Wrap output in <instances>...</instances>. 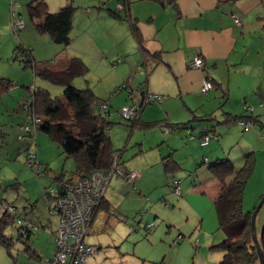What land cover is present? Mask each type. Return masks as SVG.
<instances>
[{
    "label": "crops",
    "instance_id": "obj_1",
    "mask_svg": "<svg viewBox=\"0 0 264 264\" xmlns=\"http://www.w3.org/2000/svg\"><path fill=\"white\" fill-rule=\"evenodd\" d=\"M20 1L29 2L30 0ZM45 1L48 9L51 10L48 0ZM53 1L57 6L64 2L63 0ZM116 2L122 3L123 7L114 8ZM110 3L113 4L112 8L108 7ZM55 5L53 7L56 8ZM19 6L20 3L16 9ZM104 7L105 5H101L102 9L98 13L87 16L84 31L83 29L79 31L83 33H78L82 35V42L80 44L70 42V45L74 46V51L84 58H87L84 52L88 54L92 45L96 48L100 47L97 48V57L101 60H92L89 54L88 56L91 63H97L98 66L107 70V75H103L102 78L113 80L115 87H119L123 82L128 83L129 89L123 87L119 91H116L117 88L114 90V94L107 99V112L104 113L110 117L113 110L111 106L115 105L116 107L126 103L140 105L142 99V93L138 91L140 90L158 94L160 97L138 107L134 128L139 125V129L147 127L162 131L163 124H179V127L166 133L162 131V134L158 135L151 144H146L148 146H145V141L138 143L137 152L151 150L152 159L149 158L143 162L134 160L123 165L125 171H138L139 174L133 179L134 181L128 180L133 181L132 183L127 182V179L123 177L110 179L101 204L93 214L87 235L97 222L108 223L110 227H124L127 230L118 217L124 221L132 218L131 224L135 223L138 226L142 221H147L145 223L153 221L154 224L158 220L162 221L161 224H168L169 227L173 225L180 227L177 223L179 216L183 215L186 221L192 220L194 216L198 218V224L192 222L189 229L195 236L194 252H197L201 259L204 252L209 253L206 246L211 248L223 237L220 235L213 241L215 237L213 232L216 231L217 234L219 229L214 200L221 189V182L213 175L209 165L224 157L221 154L214 156L215 145L210 140L207 145H204L210 147L209 151L202 152L205 154H202L203 156L200 154L196 163L192 160L196 167L205 162L207 165L197 169L190 167L189 176L192 178L188 176L187 180L182 181L176 170L182 168L181 162L188 155L194 159L193 151L188 152L190 148L188 139L183 137L197 140L200 129L204 126L213 128L219 137L221 131L218 130L217 123L227 124L228 127L237 125L242 132H247L250 129L243 131L236 120L246 119L249 116L255 120L254 127H257L259 134L264 129L262 113L255 112V105H258V108L264 105V0H108L107 9L119 16L112 15ZM88 13L90 12L87 11ZM234 13L240 17V24L233 21ZM16 14L20 16L19 12ZM22 21L21 30H25V34L21 41L32 38V56L34 57L36 47L38 48L37 43L43 33L35 27L31 29L25 25L24 20ZM32 30L37 35H34ZM195 55L202 57L204 61L202 69L188 66L187 62ZM94 59H96L95 56ZM84 63L90 68L88 61ZM89 71L95 72V68ZM204 76L208 77L214 86L202 93L200 85ZM215 85L226 99L228 91L233 87V97L238 104H242V108L240 107L239 111H237L238 108L236 111L225 109V102L222 103L220 100L215 102L213 108H209L214 101H209L207 97L217 95ZM255 89L257 93L251 94ZM118 93L119 95H115ZM218 102L223 110L217 116L215 107ZM244 103L251 105L252 111H246ZM15 121L20 124L26 123L28 117L16 118ZM14 127L18 130L17 126ZM215 140L218 141V138ZM250 151L255 155L251 143L244 140L241 142L240 152L232 156L235 158L239 155L238 160L233 163L228 156L226 158L233 165L241 166L243 155ZM40 155L38 153L39 160L47 161L42 154ZM117 156L120 157V155ZM257 157L258 155H255V159ZM165 162L171 165L172 171L164 169ZM255 165L256 160L252 173ZM75 176L72 177L75 178ZM66 178H71V174L62 176L63 180ZM172 178H177L179 184H182L178 194L174 193L170 187ZM42 185L41 187H45L44 184ZM49 203L50 201H47V208ZM53 216H56L58 220L57 215H51L49 218ZM34 225L36 232L40 227L44 228L42 223L34 222ZM143 227L146 230L149 229L145 224ZM255 227L258 241L262 246L264 203L255 216ZM31 231L22 239L27 246L24 250L29 257L39 260L44 252L40 254L31 245L29 239L34 233H30ZM178 235L182 233L179 231L176 237ZM173 241L175 242V239ZM89 244L94 247L92 252L96 253L98 247L93 243ZM211 249L217 251V249ZM49 255L51 254H45L44 257ZM221 256L220 251L216 253L214 260L211 262L201 260V264H218ZM16 263L18 258H14V264ZM161 263L170 264L166 257L161 260Z\"/></svg>",
    "mask_w": 264,
    "mask_h": 264
},
{
    "label": "rangeland",
    "instance_id": "obj_2",
    "mask_svg": "<svg viewBox=\"0 0 264 264\" xmlns=\"http://www.w3.org/2000/svg\"><path fill=\"white\" fill-rule=\"evenodd\" d=\"M17 1H19L20 6L16 9L15 16L21 17L22 20L25 21V25L34 29L35 26L32 21H30L27 12L26 3L28 1ZM17 1L13 0V2ZM63 1L61 5L57 6L55 5L56 2L48 0L51 8V10H49L56 11L66 4H71L73 6L72 28L70 31V35L72 36L71 44L73 42H78L80 44V42H82V35L80 34H82L85 29L84 26L87 16L98 13L102 9L99 8L101 5H105L104 9L107 11L108 0ZM117 2L114 8L119 9L118 4L121 3ZM10 3L11 0H0V77L10 79L13 82L12 86L0 95V199L13 202L16 206V214L18 216L24 217L32 223H42L44 228L40 227L37 232L34 228L35 230L30 232L34 233L29 240L31 245H33L40 254L44 252L45 255L51 254L54 249L56 231H53V229L54 223H56L57 220L56 216L50 219L47 214L48 200L41 186H43L42 184L45 186H56L54 178L59 177V175L67 176L71 174L75 165L73 158L62 154L59 144L41 129H37L27 140L18 138V134L21 133V131L15 119H25V117H28V122L31 121V116L23 107L22 102L30 96L32 89L41 87L48 90L51 96L63 98V86L50 82L39 75H35L32 65L28 64L24 67L23 62L13 59V48L21 41L22 36L25 34V30L22 31L20 29L21 31L18 30L17 33L11 30L12 15ZM52 4L57 7H53ZM108 7L112 8L113 4L110 3ZM87 11L90 13L87 14ZM16 12H19L20 16L17 15ZM82 29L83 31L79 32ZM32 32L34 35H37L34 30H32ZM78 33L80 34L78 35ZM31 40L32 38L29 37L28 41L21 42L32 48L33 43ZM37 45L39 49L36 47V51L33 55L39 65L43 61H46L50 67L62 69L70 56L78 54L77 56L82 57L79 53L74 51L73 45H70L69 49L68 47L65 48L63 45L53 42L48 33H43L40 36V41ZM100 46L102 47V45ZM97 48L99 49L100 47ZM97 48L95 45H92L89 50L88 54L92 60H101L97 57ZM84 54L87 58L82 57V60L84 62L88 61L90 68L87 67L83 75L75 77L72 80V84L79 89L89 88L94 91L93 93H95L94 95H96L97 98L92 104V111L94 113L100 112L103 116L106 115V120L112 121L108 128L112 144L117 154L120 155L118 158L120 161L118 167L121 170H125L123 165L129 162L134 160L143 162L151 158L153 156L151 150L140 153L139 151L137 152L138 143L145 141V146H148L146 144H151L158 135L162 134V131L155 128L148 129L147 127L139 129V125L130 130L129 125L131 120L122 118L121 115L119 116L118 112H116L117 109L124 104L117 105V107L116 105L113 107L111 106L113 110H111L110 117L107 113H104L105 110L100 109V103L107 101V99L114 94V90L118 86L115 87L113 85V80L103 79L102 76L107 75V70L102 66H98L97 63H91L88 54L85 52ZM94 56L96 59H94ZM92 68H95V72L89 71ZM76 85L81 87H77ZM216 87L215 85L214 88L216 89L215 92L217 95L207 97L209 101H214L210 104L209 108H213L215 102L218 100L222 103L225 102V109L228 108L236 111L238 108L237 111H239V108H242V104H238L235 97H233V87L228 91L227 99L220 94L221 90ZM256 93L257 89L253 90L251 94ZM115 95H119V93ZM250 96L252 97V95ZM243 105L247 104L244 103ZM222 110L218 102L215 107L217 116ZM258 111L262 113V121H264V105L260 108H258V105H255V112ZM169 112L172 113L171 110H169ZM174 115L176 116L175 113ZM191 122L196 123L195 121ZM254 122L253 120V126L247 132H242L237 125L228 127L226 126L227 124L217 123L216 126H218V130L221 131V135L219 133V137L211 140V143L215 145L214 151H216V154H214V156L219 154L223 155L224 158L228 156L233 163L238 160L237 158L239 155H236L235 158L232 156L240 152L241 142H244V140H246L247 143H251L255 150V155H258L255 159L256 165L254 172L245 185L244 198L242 199V210L244 212H249V214H251L254 207L258 204L262 193H264V138H260L259 130L257 127H254ZM14 126H17L18 130ZM215 134L217 133L215 132ZM183 138L188 139V144H190L188 152L191 150L194 154V159L190 158L188 155L187 158L181 162L182 168L176 170L178 171L177 175L181 176V180L185 181L190 175V167L197 169L198 167L207 165L205 162L198 164L196 167L194 163L197 162V158L200 154H205L202 152L209 151L210 147L202 145L201 147L198 143V139ZM217 138L218 141L215 140ZM31 151L36 152L37 158L38 153L39 156L42 154L47 161L38 159V162L40 161L38 167L35 163H30L24 152L29 154ZM192 160L194 163H192ZM235 166L237 167L238 165ZM116 177L120 176L114 174L112 179ZM189 178L191 179L192 176H189ZM133 181L127 180V182L131 183ZM181 186L182 184H179V187ZM118 218L122 224L127 227L128 231L126 228H121L120 226L110 227L108 223L104 222H97L94 228L89 231V234L85 237V241L95 244L98 249L96 253L92 252L89 255L87 259L88 263L162 264L161 260L166 257L170 264H201V260L211 262L214 260L216 253L220 252L219 250H212L206 246L209 253L204 252L201 259L197 252H194L193 239L195 236L190 233L189 229L192 222L198 224V218L194 216H192V220L189 221H186L183 215L179 216L177 218V223L180 227H174V225L169 227L168 224H161L162 221L156 220L148 230L143 227V224H146L145 222L147 221L143 222L141 220L142 223L138 226V224L135 223L131 224V221H133L132 218H127L125 221L124 219H120V217ZM16 219L17 218H14V222ZM179 231L184 236L181 235L177 242L176 235ZM4 234L7 238L12 240V244L8 247L0 245V264H14V258H18V263L16 264H43L44 255H42V258L39 260L28 256L27 251L24 250L27 246L22 242L12 221H9V223L5 225ZM213 234L215 235L213 241L216 240L215 238H219L220 235L221 237L223 236L222 231L219 229L217 230V234L216 231H214ZM174 239L175 242L173 241Z\"/></svg>",
    "mask_w": 264,
    "mask_h": 264
},
{
    "label": "trees",
    "instance_id": "obj_3",
    "mask_svg": "<svg viewBox=\"0 0 264 264\" xmlns=\"http://www.w3.org/2000/svg\"><path fill=\"white\" fill-rule=\"evenodd\" d=\"M27 12L30 21L34 23L39 32L48 33L53 42L61 44L65 48L70 45L73 16L71 4L61 6L56 11H50L45 0H30L27 3ZM108 12L119 16L109 9ZM20 29L11 27L14 33ZM17 53H21V56ZM13 54V59L23 62L24 67L28 64L32 65L35 75L63 86V98L53 97L48 90L41 87H35L30 96L33 97L34 111L41 119L38 129L47 133L59 144L62 152L74 160L75 166L71 178L65 180L72 181L81 178L93 169L109 168L113 157L118 155L109 136L108 127L112 121L106 120L107 117L100 112L92 111V104L96 96L91 89H79L72 84L75 77L83 75L87 70L82 58L77 55L70 56L62 69L52 68L46 61L39 65L32 56V48L21 41L14 47ZM12 83L10 79L0 77V95L9 89ZM136 118L137 114L135 118L130 119V130L135 126ZM251 118L253 119V117ZM168 125L179 127V124ZM211 129L214 131L213 128ZM200 134L201 132L198 136ZM254 163L255 155L250 151L243 155V162L239 167H234L226 158L218 159L209 165L213 175L221 182V189L214 200V209L218 228L222 231L223 237L218 243L211 246V248L222 252L218 264H259L251 235L250 214L242 210L244 188L253 171ZM165 164L164 169L172 171L171 165L168 162ZM62 176L59 175L54 180L56 182L63 180ZM48 200L50 203L53 202L50 195H48ZM3 201L10 203L15 208V212L12 214L7 212L0 214V245L8 247L12 244V240L5 236L4 227L9 221H12L13 224L14 218L18 215L13 202ZM29 231L25 235H20V233L18 235L23 239ZM178 240L177 236L176 241ZM261 249L264 252V232H262Z\"/></svg>",
    "mask_w": 264,
    "mask_h": 264
},
{
    "label": "built area",
    "instance_id": "obj_4",
    "mask_svg": "<svg viewBox=\"0 0 264 264\" xmlns=\"http://www.w3.org/2000/svg\"><path fill=\"white\" fill-rule=\"evenodd\" d=\"M18 6V2L11 1V27L22 28L23 21L14 14V8ZM121 8L122 5L118 4ZM233 21L236 24L241 23V19L237 14H232ZM21 56V53H17ZM119 59H117L118 61ZM188 66L191 68L202 69L204 61L201 56L195 55L188 62ZM129 89L128 83L123 82L116 91L121 88ZM213 87V82L208 77H203L200 91L202 93L207 92ZM34 89V88H33ZM32 89V90H33ZM142 99L140 105L138 104H126L117 109V112L122 118L130 120L135 118L138 107L148 102L157 100L160 96L158 94H152L142 92ZM31 94V93H30ZM132 97V94H130ZM23 107L28 111L31 116V121L21 123L19 129L21 133L18 134V138L27 140L31 137L32 133H35L38 129V124L41 119L36 115L34 111L33 97L29 96L22 102ZM100 109L107 112V101L100 103ZM246 111H252L251 105H244ZM238 124L242 126L243 131H247L253 126V119H237ZM163 133L168 132L176 126L165 124L161 127ZM201 134L198 137L199 144L204 146L209 143L213 138L218 137L211 128L206 126L201 127ZM260 138H264V130L261 131ZM27 156V160L30 163H35L38 167L39 162L36 152L31 151L29 154L24 152ZM206 161V158H204ZM118 156L115 155L112 159L111 165L106 169H93L81 178L74 179L72 181L60 180L57 181L56 186L48 185L43 187V192L48 200V195L53 198V202L49 203L47 213L49 216L57 215L58 220L55 223V246L53 252L49 256L43 258V264H89L87 259L94 247L85 241L90 223L93 218L95 210L101 204L104 197L107 185L114 174L123 177L127 180H133L138 176L136 170H121L119 167ZM170 187L176 194L180 193L179 180L172 178L170 181ZM49 202V200H48ZM0 212H7L12 214L15 212V208L8 202L0 200ZM17 216V215H15ZM14 223L18 233L25 235L28 230L36 228L34 223L23 217L17 216ZM153 225V221L145 224L147 228ZM180 238V235H178Z\"/></svg>",
    "mask_w": 264,
    "mask_h": 264
},
{
    "label": "water",
    "instance_id": "obj_5",
    "mask_svg": "<svg viewBox=\"0 0 264 264\" xmlns=\"http://www.w3.org/2000/svg\"><path fill=\"white\" fill-rule=\"evenodd\" d=\"M262 203H264V193H262L258 204L254 207V209L252 210V212L250 214L251 235H252V238L254 240V245L256 248L257 255H258L259 264H264V252H262L260 243H259L258 238H257L256 227H255V216L257 214V211L261 207Z\"/></svg>",
    "mask_w": 264,
    "mask_h": 264
}]
</instances>
